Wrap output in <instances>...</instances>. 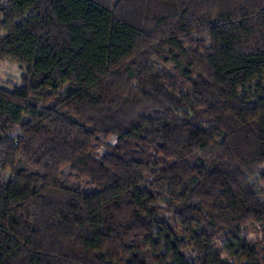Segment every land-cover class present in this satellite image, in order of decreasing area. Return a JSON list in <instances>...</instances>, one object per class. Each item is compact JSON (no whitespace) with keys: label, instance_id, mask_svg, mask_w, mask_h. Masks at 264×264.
Segmentation results:
<instances>
[{"label":"trees","instance_id":"16d2710c","mask_svg":"<svg viewBox=\"0 0 264 264\" xmlns=\"http://www.w3.org/2000/svg\"><path fill=\"white\" fill-rule=\"evenodd\" d=\"M0 59V264H264V0H0Z\"/></svg>","mask_w":264,"mask_h":264},{"label":"rangeland","instance_id":"374dc122","mask_svg":"<svg viewBox=\"0 0 264 264\" xmlns=\"http://www.w3.org/2000/svg\"><path fill=\"white\" fill-rule=\"evenodd\" d=\"M25 75V70L17 62L10 60H1L0 59V85L13 88L19 87L22 85V78ZM115 141V136H110L107 139L108 143H113ZM102 148L99 149L101 152ZM249 236H253L256 239H259V235L250 231Z\"/></svg>","mask_w":264,"mask_h":264}]
</instances>
